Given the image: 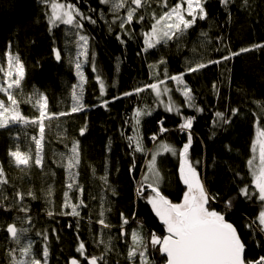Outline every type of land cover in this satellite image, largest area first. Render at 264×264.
<instances>
[{"label": "trees", "instance_id": "obj_1", "mask_svg": "<svg viewBox=\"0 0 264 264\" xmlns=\"http://www.w3.org/2000/svg\"><path fill=\"white\" fill-rule=\"evenodd\" d=\"M175 2L169 0V5ZM71 3L97 21L95 24L83 21L82 30L90 37L89 56L95 62L96 72L92 71L91 63L84 65L85 110L52 120L50 126H46L43 168L33 165L22 170L11 165L7 157L8 131L0 128V165L9 180L0 189L8 197L0 201V264H9L8 250L17 247L5 230L12 222H16L18 228L29 229L25 237L34 241L37 250L44 244L43 236L37 233H47L48 264H68L72 257L86 264L76 252L79 240L86 243L90 255L105 251L104 245L97 242L105 238L103 234L98 236L100 226L96 224L102 197L110 201L108 220L113 225L103 233L110 232L115 245L106 253L107 264H129L126 252L131 230L142 228L145 233L154 232L159 236L166 233L162 221L147 202V196L136 191L137 181L146 171L148 153L157 146V141L151 137L159 133L160 121H163L169 131L159 139L170 142L177 149L182 148L187 141V131L181 132L178 125L183 123L185 116L195 117L190 130L193 136L190 158L200 161L197 170L201 180L209 195L215 197L210 202L211 208L224 214L236 227L245 244L246 260L264 256V233L247 226L255 220L260 202L255 196L245 198L240 194L245 186L255 191L247 162L252 157L258 117L260 126L264 127L261 107L264 105V47H252L264 45V0H229L227 6L222 0H205L206 19H198L179 41H170L147 52L143 51L142 33L150 27V14H146L145 21L134 22L121 30L118 22L112 23L114 16L108 6L99 0H71ZM166 10L158 0H150L149 13L155 11L159 15ZM123 13L121 10V15ZM49 15L50 7L44 0H0V57L6 50L19 54L29 78L47 97L48 110L67 112L71 107V86L79 81L74 67L75 40L71 26L52 27ZM118 33L123 43L117 38ZM54 48L61 51L60 61L55 59ZM242 48L252 50L240 52ZM230 52L240 54L184 77L193 90L196 104L204 109L202 112L188 108L171 82L168 85L173 89L172 99L182 115L156 105L150 90L139 96H122L137 86L153 82L154 71L149 65L161 59L166 63L158 70L162 72L166 68L171 75L185 71L190 62L219 60ZM96 75H101L106 84L103 97ZM116 96L121 98L112 100ZM103 100L110 101L107 107L103 106ZM164 100L166 103L167 98ZM146 105L152 109V114L144 116L139 126L146 151L133 154L127 140V136L135 134L133 112L136 107ZM233 109H238L234 115ZM217 111L225 113L230 122L214 123ZM85 124L87 131L81 136L79 130ZM75 141L79 142L81 154L77 179L85 189L82 198L87 205L81 208L80 217L61 215L62 211H69L61 208L68 174L61 167L59 154L67 153ZM133 162L137 168L130 173ZM158 166L164 177L162 193L173 203H180L185 185L179 176L178 156L164 154L158 158ZM104 175L110 187L100 179ZM49 186L54 191L50 198L45 195ZM111 188L116 190V195H112ZM17 190L25 194L32 191L36 195L35 199L26 195L22 202L29 208L27 214L7 207L15 205L14 192ZM229 200L232 206L226 211L225 202ZM73 202H76L75 196ZM48 211L54 215L48 216ZM121 213L129 219V224L124 226L128 235L123 237L120 236ZM29 215L31 224L26 220ZM152 260L154 264H163L165 258L153 251Z\"/></svg>", "mask_w": 264, "mask_h": 264}, {"label": "snow or ice", "instance_id": "obj_2", "mask_svg": "<svg viewBox=\"0 0 264 264\" xmlns=\"http://www.w3.org/2000/svg\"><path fill=\"white\" fill-rule=\"evenodd\" d=\"M50 5L49 24L52 27L59 25L71 26L75 40L76 55L74 67L76 76L79 78L78 83L71 86V107L67 112L53 113L48 110L47 97L43 94H35L39 98L35 99L33 104L38 110V116L29 118L23 115L20 111L21 101L14 94L15 90L20 89L22 80L25 76V65L19 54H13L10 50H6L5 68L0 65V73L3 74V79L0 80V93H3L6 99L0 98V128H7L11 125L23 124L26 126H37L38 135L30 137L34 150L29 147L26 151H22L19 146L10 149L8 155L11 157L12 163L20 169L30 168L35 165L39 168L44 167V147H45V129L50 126L52 120L60 117L68 116L73 113H80L85 110L84 92L86 84V75L83 71L84 65L91 63L92 71L96 72L95 62L90 60V37L82 30L84 28L83 21H88L95 24L97 21L91 16L82 12L71 0H44ZM103 5L108 6V9L113 13V24L118 22V27L121 30L134 22H143L146 19V14L151 16L150 27L142 33L144 49L147 52L150 49H155L157 46L167 45L170 41H179L185 33L196 25L197 20L207 18V11L204 7L205 0H176L174 4L169 5V0H158L162 8L159 15L155 11L148 12L150 0H99ZM222 3L227 6L229 0H222ZM121 10H124L121 15ZM202 36H207V33H201ZM117 38L121 39L119 33ZM123 43V40L121 39ZM253 48L264 47V45H253ZM251 48H242L240 52H248ZM55 59H62L60 49H53ZM240 53L230 52L228 55H223L219 60H208L205 62H190L185 71L178 74L169 75L166 68L159 71L161 65L166 61H160L149 65L154 71V80L151 83L137 86L134 89L124 92L122 96L128 97L137 95L146 91H151L156 105H163L167 112H176L181 114V109L175 107V102L172 99L173 89L167 85L169 82H175L176 90L184 98L185 105L188 108H193L195 111L202 112L204 109L196 104V98L193 95V90L185 82L184 77L187 73H196L201 69L206 68L209 64H219L221 61H227ZM161 76L163 78H161ZM95 80L99 84L100 96L103 97L106 92V84L101 75H96ZM216 85L213 84V88ZM167 96L165 103L164 97ZM120 96L112 97V100L120 99ZM28 103H33V97L30 96ZM109 100H103V106L107 107ZM264 109V105L261 106ZM238 109H233L234 115ZM152 114V109L149 106L136 107L133 112L132 123L134 135L127 136L128 146L132 149V153H145L146 149L143 144V138L139 131L141 120L144 116ZM194 116H185L183 123L178 125L181 132L187 131V141L183 143L182 148L177 149L170 142L160 140L159 137L169 131L163 126L164 122L160 121L159 133H154L151 137L153 141H157V146L151 150L148 155L150 158L146 164V171L142 178L137 181L139 185L136 189L141 195L147 196V202L155 211L157 217L162 221L166 234L159 236L154 232L145 233L142 228L133 229L130 232V243L127 245L126 260L129 264H154L152 260V252L158 251L165 258V264H264V256H260L256 260H246L245 244L241 239L236 227L225 219V215L211 208V201L215 197L209 195L203 184L197 166L200 161H193L190 158V149L193 143L191 129L193 126ZM217 124H227L230 118L225 116V113L215 112L213 121ZM130 123V121H125ZM261 120L257 118L256 138L252 143V157L247 164L252 176V185L255 191L249 190L248 186L240 189V194L245 198H255L260 202V207L255 220L247 226L256 231L264 233V127L260 126ZM59 127V126H58ZM87 131V124L80 128L79 134L83 136ZM67 147V145H66ZM164 154H172L178 156L179 159V176L187 190L183 193V199L180 203H173L161 191V185L164 182V177L158 166V158ZM62 161L61 167L68 174V182L66 190L62 194V209H70V211H62L61 215L73 217L81 216V208H86L84 195V187L79 184L77 177L80 167L81 154L79 150V142L75 141L71 144L67 153H60ZM66 161V162H65ZM137 164L133 162L129 168L132 173L136 170ZM100 179L106 186L108 185L107 176H101ZM9 183L3 165H0V189ZM110 187V186H109ZM70 193L72 195H70ZM112 195H116V190L111 188ZM150 193V194H149ZM54 194L53 188L49 186L45 193L46 197H52ZM36 198L34 192L29 191L27 194L22 191L14 192L15 205L9 204L8 208H14L20 212L27 214L29 208L23 205L25 196ZM73 196L76 202H73ZM8 197L0 191V201L7 200ZM95 199V198H94ZM51 199L49 203L51 204ZM232 206V201L225 202L226 211ZM7 210V208L5 209ZM111 212L110 201L101 198V203L98 211V219L96 224L100 226V234L104 235V239H98L99 244L104 245V252L99 255H90L86 250V243L79 240L76 252L86 261V264H107L106 253L114 249L112 236L109 233L104 234V229H111L113 225L108 220V214ZM48 216L54 215L52 211L47 212ZM121 215L120 236L128 235L125 225L129 224V219ZM19 220V217H17ZM27 223H32V217H26ZM71 227V225H69ZM79 227V220L77 221ZM6 233L17 247L8 250L9 264H48L50 256V248L47 243L48 235L46 232H38L37 235L43 236L44 244L42 249H34V241L28 239L25 243L22 237L29 229L18 228L16 222L8 223ZM55 231V230H53ZM68 264H81V260L72 257Z\"/></svg>", "mask_w": 264, "mask_h": 264}, {"label": "rangeland", "instance_id": "obj_3", "mask_svg": "<svg viewBox=\"0 0 264 264\" xmlns=\"http://www.w3.org/2000/svg\"><path fill=\"white\" fill-rule=\"evenodd\" d=\"M58 2H60L58 0ZM50 7V5H49ZM67 26V25H66ZM0 65H3L5 68L7 67L6 64V57L5 55L0 57ZM3 79V74L0 73V80ZM79 80V78H78ZM173 86L176 88L175 82H171ZM169 87V85H167ZM43 94L41 89L29 78L27 72L25 71L24 79L22 80L21 87L18 90H15V95L21 101L20 103V111L23 115L33 118L38 116V110L36 107L33 106L35 99L39 98L35 94ZM44 95V94H43ZM33 97V103H28V98ZM45 96V95H44ZM183 97V96H182ZM0 98L6 99L3 93H0ZM167 98L164 97V99ZM142 106L141 108H143ZM8 131V140H7V157L8 161L11 165L15 166L12 161L11 157L8 155L10 149H14L16 146H19L22 151H26L29 147H32L34 150V144H32L30 137L33 135H38V127L37 126H26L23 124L11 125L7 128ZM256 138V136H255ZM201 178V176H200ZM187 187L185 186V191ZM182 202V201H181ZM151 206V205H150ZM152 208V207H151ZM70 211V209H68ZM154 211V210H153ZM155 213V211H154ZM24 242H27V238L24 236L22 237Z\"/></svg>", "mask_w": 264, "mask_h": 264}, {"label": "water", "instance_id": "obj_4", "mask_svg": "<svg viewBox=\"0 0 264 264\" xmlns=\"http://www.w3.org/2000/svg\"><path fill=\"white\" fill-rule=\"evenodd\" d=\"M166 234V233H165ZM163 264H165V261H164V263Z\"/></svg>", "mask_w": 264, "mask_h": 264}]
</instances>
